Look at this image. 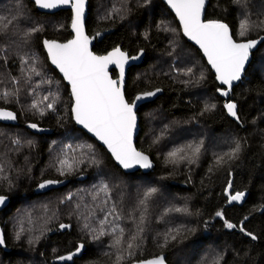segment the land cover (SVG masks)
I'll list each match as a JSON object with an SVG mask.
<instances>
[{"label": "trees", "instance_id": "1", "mask_svg": "<svg viewBox=\"0 0 264 264\" xmlns=\"http://www.w3.org/2000/svg\"><path fill=\"white\" fill-rule=\"evenodd\" d=\"M246 16L255 22L264 19V0H247L246 6L209 0L205 21L228 24L236 41L264 36V28L238 35ZM7 21L11 23L4 30ZM70 22V10L46 14L30 0H0V108L15 112L18 119L17 125L0 123V195L8 203L0 211L6 239L0 264H58L52 260L79 244L85 246L82 256L63 264H117L121 255L120 264H132L160 254L167 255L168 264H214L217 259L219 264H264V43L231 92L238 107L236 123L226 114L215 76L201 52L183 37L162 0H89L88 34L112 30L94 44L96 54L119 45L129 55L145 52L143 63L128 72L127 100L132 102L138 93L163 91L138 111L141 130L136 147L150 155L155 166L149 173H124L74 123L69 86L44 51L43 39L65 42L72 37ZM40 26L41 31L25 38ZM32 66L40 75L31 72ZM112 75L116 76L114 70ZM4 92L9 93L6 98ZM46 95L50 100L45 104L53 96L57 100L54 110L41 104V115L31 105ZM31 124L52 133H35ZM236 141L241 144L238 157L217 165L218 157L227 160L225 153ZM189 145L201 148L194 163L169 162V153L177 149L190 155ZM64 159L73 163V169L61 175ZM46 180L68 183L35 193ZM105 185L107 190L102 191ZM151 188L157 191L145 210L140 201ZM237 192L244 193L242 200L230 202ZM113 206L116 213L108 215ZM106 215V233L122 227L127 240L137 225L143 228L132 256L122 250L126 245L111 247L112 235L94 238ZM225 221L236 227L227 228ZM61 224L70 227L61 229ZM249 232L257 239L252 240ZM172 235L177 238L172 240Z\"/></svg>", "mask_w": 264, "mask_h": 264}, {"label": "snow or ice", "instance_id": "2", "mask_svg": "<svg viewBox=\"0 0 264 264\" xmlns=\"http://www.w3.org/2000/svg\"><path fill=\"white\" fill-rule=\"evenodd\" d=\"M35 4L42 9H54L62 5H71L73 18L71 27L75 33V37L66 43H59L55 40L43 41V45L47 50L48 57L51 63L59 69L63 74V79L71 86V95L73 98L72 114L77 124L82 125L88 132L92 133L99 141L103 143L111 153L116 162L124 169L132 168L134 165H139L142 168H150L151 162L149 157L143 152L138 151L133 145V133L136 129L137 116L134 111L135 101L129 103L125 98L123 90L125 64L129 59L136 60L139 57H129L127 53L123 52L119 47L114 48L108 52L107 55L98 56L90 50L91 39L85 34L84 30V12L86 0H34ZM233 2L240 6H246L247 0H233ZM169 6L175 11L176 16L183 28V33L190 40L195 41L206 56L208 63L212 66L216 73V79L222 85L227 86V90L217 89L223 96H228L232 90L233 82L239 81L245 69V64L249 60L251 51L260 42L259 40H247L246 42H237L231 33L228 24L222 21H204L202 14L205 9L206 0H167ZM11 21L3 24L4 30H7ZM256 28H264V19L259 22L252 21L247 16L239 23L238 35L245 37L250 31ZM42 26L33 28L25 33L27 39L34 33L41 31ZM100 35L99 32L96 34ZM264 40V37L260 38ZM34 63L36 58H32ZM27 63V61H25ZM109 65H115L119 68V80H114L110 77L108 68ZM31 72L40 75L35 66L31 67ZM191 72V69L188 70ZM157 92L160 89L156 90ZM8 92H4L3 96L6 98ZM155 92H146L136 97L139 101L145 97L153 96ZM49 96H44L42 100L33 102L31 107L44 114V108L54 110L57 97L53 96L51 102ZM44 104V108L40 105ZM212 107H215L214 105ZM229 115L239 120L237 112V104L235 102H228L225 104ZM16 114L12 111L0 109V120H15ZM36 128V124L29 125ZM18 143V141H15ZM71 149L72 146L68 145ZM190 155L185 152V149H177L169 153V162L176 164L178 162L188 160L189 163H194L198 158L201 148L199 145H189ZM241 151V144L236 141L235 147L224 156L217 158V165L227 163V161L234 160L238 157ZM95 162V161H93ZM60 174L64 175L65 170L71 171L73 163L68 159L60 161ZM0 171H3L0 168ZM211 171V169H210ZM58 183L57 181H45L39 185L40 188H45L48 185ZM231 185H229L230 187ZM102 191L107 190V185ZM157 191L155 188L149 189L140 201V204L147 205V200ZM244 196L243 192H237L229 197V201H240ZM7 198L0 195V205L5 203ZM71 199V197H69ZM177 212H187V209H176ZM116 213L115 206L112 207L108 215ZM217 216L222 217V212H217ZM115 218L119 220L121 217L116 214ZM144 213L140 215V224L144 223ZM107 223V215L100 221L99 234L95 239H99L104 235H112L114 237L111 247L127 251L130 257L133 255V249L137 246L136 241L139 234L143 231L137 225L136 232L125 238V229L122 227H114L111 233H106L104 225ZM226 227L233 229L236 225L225 221ZM70 225L61 224L60 228H68ZM87 228L88 225L86 224ZM22 231V230H21ZM95 231V230H93ZM241 231H244L241 228ZM252 240L257 237L252 233H246ZM17 239H20V233H17ZM176 235H172L171 239L175 240ZM37 241L39 237L35 238ZM167 243V236L165 238ZM5 243L3 234H0V245ZM33 243V240H29ZM83 248V245L77 247L78 253ZM76 253L68 256L59 257L61 260H72ZM124 259V257L117 256V264ZM140 264H165L163 255L154 257L147 261H141ZM214 264H219L217 259Z\"/></svg>", "mask_w": 264, "mask_h": 264}, {"label": "water", "instance_id": "3", "mask_svg": "<svg viewBox=\"0 0 264 264\" xmlns=\"http://www.w3.org/2000/svg\"><path fill=\"white\" fill-rule=\"evenodd\" d=\"M30 1H32V2L35 4L34 0H30ZM162 2L168 7V9H169V10L173 13V15L176 17L177 23L179 24V26H180V28H181V32H182L183 37H184L189 43H191L194 47H196V48L201 52V54H202L203 58L205 59V61H206L207 65H208V67L210 68V70L212 71V73H213L214 76H215V80H216V82H217V84H218V86H219V89L227 90V86L222 85V84L220 83V81H218V80L216 79V73H215V70H214V69L212 68V66L208 63L207 58H206V56H204L203 51L200 49L199 45H197V44L195 43V41L190 40L187 36L184 35V33H183V28H182V25H181V23H180V21H179V18L176 16L175 11L169 6V4L167 3V0H162ZM208 4H209V0H206L205 9H204V12H203V14H202V19H203L204 21H205V12H206V9H207ZM35 6H36V9H37L40 13H46V14H55V13H57V12H59V11H62V10H70V11H71L70 32H71V34H72V37H71L69 40H71V39H73V38L75 37V33H74V31H73V29H72V27H71L72 18H73V15H74V14H73V12H72L71 5H70V4H69V5H62V6H59V7H57V8H54V9H42V8H39L36 4H35ZM88 14H89V0H86V3H85V12H84V26H85V27H84V30H85V34H86L87 36H89L90 39H91V43H90V45H89L90 50H91L95 55H98V54H96V53L93 51V46H94V44H95L96 42H100V41H101L106 35L110 34V33L112 32V30H111V29H108V30L99 31V33H100L99 36L96 35L97 33H95V34H93V35H89L88 32H87V25H86V23H87V18H88ZM229 27H230V26H229ZM230 30H231V28H230ZM231 33H232V30H231ZM261 37H264V36H260L259 38L254 39V40H259L260 42H259V43L257 44V46L251 51V54H250V56H249V60H248V61L246 62V64H245V69H244V72L242 73V77H241V79H240L239 81H234V82H233L232 90L234 89L235 86L239 85L240 82L242 81V79L244 78V76H245V72H246V70H247L249 64L251 63V61H252V59H253V53H254V52L260 47V45H261L262 43H264V40H261V39H260ZM233 38H234V37H233ZM44 40H45V39H43V41H44ZM47 40H55V39H47ZM69 40H67V41H69ZM43 41H42V44H43ZM55 41H57V42H59V43H66V42H67V41H65V42H61V41H58V40H55ZM246 41H247V40H246ZM246 41H237V42H246ZM117 47H119L123 52L127 53L128 56H129L130 58H131V57H139V58L136 59V60L129 59V61L125 64L124 85H123V90H124V93H125V88H126V82H127V76H128L129 69L132 68V67L139 66V65H141V64L143 63V60H144V57H145V52H144L143 50H140V51H139L137 54H135V55H129V53H128L127 51L123 50L122 47H121L120 45L117 46ZM43 48H44V51H45V53H46V55H47V57H48L47 50L45 49L44 45H43ZM115 48H116V47H115ZM113 49H114V48H113ZM113 49H111L110 51H112ZM110 51H108V52H110ZM108 52L105 53V54H103V55H98V56H104V55H107ZM48 61H49L50 65H51L55 70H57V72L59 73V75L63 78V74L60 73L59 69H57L56 66L53 65V64L51 63V60H50L49 57H48ZM112 70H114V71L116 72V76H115V77L112 75ZM108 72H109V75H110V77H111L112 79H114V80H119V75H120V74H119V68H118V67H116L115 65H109ZM64 81H65V83L69 86L70 94H71V86L68 84V82H67L66 80H64ZM158 89H159V88H158ZM156 90H157V89H154V90H151V91H146V92H155V95H153V96H148V97H145V98H143V99H141V100H139V101H136V97H137L138 95H142L143 93H146V92L138 93V94L134 97V99H133V101H132V102L135 101L136 107H135L134 111L136 112V116H137L136 129L134 130V133H133V145H134L135 147H136V140H137V138H138V136H139V134H140V130H141V127H140V117H139L138 111H139V109H140L143 105L148 104V103L154 101L155 99H157L159 96H161V95L163 94L162 89H160V91H158V92H157ZM232 90L229 92V95H228V96H223V95H221V93H220L219 91H217V94H218L219 97H221V98L224 100V109H225L226 114L228 115V117H229L230 119H232L233 121H235L236 123H240V120H237L236 118H234V117H232L231 115H229L227 109L225 108V104H226V103H228V102H234L233 100L230 99ZM71 96H72V95H71ZM125 98H126V96H125ZM126 100H127V98H126ZM127 101H128V100H127ZM128 102H129V101H128ZM132 102H129V103H132ZM73 103H74V101H73V98H72V106H73ZM72 106H71V109H72ZM0 109L6 110V111H11V110H9V109H4V108H0ZM12 112H13V111H12ZM71 112H72V111H71ZM237 112H238V107H237ZM14 113H15V112H14ZM15 114H16V113H15ZM238 116H239V115H238ZM72 118H73V121H74V123L76 124V126H77L78 128H80V129H82L83 131H85V132H86L91 138H93V139H94V140H95V141H96L101 147H103V148L107 151V153L112 157V155H111V153L108 151L107 147H106L105 145H103V143H102L101 141H99L98 138H96L92 133L88 132V130L85 129L82 125H79V124L76 123V121H75V119H74V117H73V114H72ZM0 123H2V124H6V125H17V124H18L17 114H16V119H15V120H0ZM32 131H34L35 133L47 132L46 129L39 128V127L32 128ZM136 149H137L138 151H140L137 147H136ZM141 152H143V151H141ZM143 153L149 157V160H150L151 165H152L150 168H142V167H140L139 165H134L132 168L124 169L122 166H120V165L118 164V162L115 161V159H114L113 157H112V159H113V161L115 162V164H116V165H117L122 171H124V172H126V173H134V172H137V171H142L143 173H149L150 171L153 170L155 164H154L153 160L151 159L150 155H148V154L145 153V152H143ZM46 181H57L58 183H54V184L48 185V186H46L45 188H40L39 185H40L41 183L45 182V181H43V182H41V183L35 188V193H40V192H43V191H48V190H51V189H56V188H58V187H61L63 183H66L65 181H60V180H46ZM7 205H8V203H7V201L5 200V203H4L3 205H0V211L4 210V209L7 207ZM0 234H3V236H4V241H5V243H4L3 245H0V248H5V246H6V239H5V233H4V230H3V227H2L1 224H0ZM80 245H83V244H79V246H80ZM84 249H85V246L83 245V248H82L78 253L76 252V250H74L73 252L68 253V254H66V255H64V256H68L69 254L76 253V254L73 256V259H74V258L81 257L82 254H83ZM160 255H163V256H164V258H165V264H168V262H167V255H166V254H160ZM160 255H158V256H160ZM155 257H157V256H155ZM153 258H154V257H151V258L144 259V260H141V261H147V260H150V259H153ZM73 259H72V260H61V259H59V258H56V259L53 260L52 262H53V263L56 262V263H58V264H63V263L68 262V261H69V262H72ZM141 261H137V262H134V263H132V264H140Z\"/></svg>", "mask_w": 264, "mask_h": 264}, {"label": "bare ground", "instance_id": "4", "mask_svg": "<svg viewBox=\"0 0 264 264\" xmlns=\"http://www.w3.org/2000/svg\"><path fill=\"white\" fill-rule=\"evenodd\" d=\"M249 65H250V64H249ZM129 70H130V69H129ZM143 106H144V105H143ZM46 130H47V132H45V133H52V130H51V129H46ZM124 173H126V172H124ZM62 181H65L66 183H63L61 187L67 185L68 180H62ZM58 188H60V187H58ZM55 259H56V258H55ZM55 259H53V260H55ZM53 260H52V261H53Z\"/></svg>", "mask_w": 264, "mask_h": 264}]
</instances>
